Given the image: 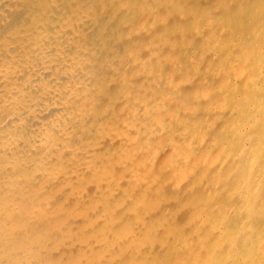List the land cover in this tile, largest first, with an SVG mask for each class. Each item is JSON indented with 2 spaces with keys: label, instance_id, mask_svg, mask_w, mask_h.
Here are the masks:
<instances>
[{
  "label": "bare ground",
  "instance_id": "bare-ground-1",
  "mask_svg": "<svg viewBox=\"0 0 264 264\" xmlns=\"http://www.w3.org/2000/svg\"><path fill=\"white\" fill-rule=\"evenodd\" d=\"M196 3L0 0V264H45L56 242L100 221L89 264L124 254L153 261L135 236L160 194L146 177L149 148L163 138L171 155L157 181L193 202L191 237L175 234L179 249L162 243L164 264H196L193 237L207 245L202 264H264V0ZM194 10L204 43L186 37ZM183 79L194 88L186 95ZM80 178L102 193L67 192ZM69 199L91 215L70 226ZM84 248L57 264L76 262Z\"/></svg>",
  "mask_w": 264,
  "mask_h": 264
},
{
  "label": "rangeland",
  "instance_id": "rangeland-1",
  "mask_svg": "<svg viewBox=\"0 0 264 264\" xmlns=\"http://www.w3.org/2000/svg\"><path fill=\"white\" fill-rule=\"evenodd\" d=\"M202 3H201V2ZM204 1V2H203ZM197 2L198 3H196V7L201 3V5H203L205 2L207 3V2H212V0H197ZM231 5V4H230ZM212 8V7H211ZM221 9V6L219 7V9L217 8V9H214V8H212V10H211V12L212 13H216L217 11H219ZM194 12H195V15H193V17L195 18V21H193V23H192V25L191 26H189L190 28H189V34L187 33L186 34V37L187 36H189L190 34H191V32H193V41H192V43L193 42H197V43H200V42H203L204 40H200V38L202 37L201 36V33H204L203 31V25L202 24H199L198 23V21H197V19H196V15H198V11L197 10H194ZM194 14V13H193ZM174 19V17H171V19ZM175 20H177L176 18H175ZM182 25H183V23H182ZM181 25V26H182ZM181 26H175V28H173L174 29V32H178V30H179V28L181 27ZM199 26V27H198ZM178 27V28H177ZM183 27H184V25H183ZM197 32V33H196ZM196 33V34H195ZM143 37H145V36H140V37H136V39L138 40V41H140V42H142V41H146V39H143ZM175 37V36H174ZM187 38H189L190 39V36L189 37H187ZM174 39H176V38H174ZM196 39V40H195ZM198 41H200V42H198ZM204 43V42H203ZM163 44H165V43H163ZM201 51H203V53H207V51L206 50H201ZM167 53H169L168 51H167ZM189 72V71H188ZM192 73V72H191ZM191 73H189L190 75H189V77H187V78H190V77H192L191 75ZM208 75V74H207ZM185 77V76H184ZM183 77V78H184ZM212 77V74L211 75H209V78H211ZM214 78V80L216 81V79H215V77H213ZM183 82H185L184 81V79L182 80V82H181V86H180V89H182V90H180V93L183 95H186V93H188L193 87L191 86V89L189 88L190 87V84H187V85H183ZM193 90H194V88H193ZM188 91V92H187ZM188 101H190V100H188ZM104 133V132H103ZM112 134V136L114 135L113 133H111ZM109 135H110V133H109ZM163 139H164V141H163ZM161 141H158L157 143H153V145L151 144V146H150V150H152V151H155V155H154V161H153V163H152V168H151V170H149V172H148V175H147V177H146V180H151L153 177L155 178V187L157 186V183H159L160 185H158L157 187H156V189H160V194H159V196H157V197H152V204L154 205V206H152V207H150L151 205L150 204H148V207L149 208H147L146 210H145V213H149V214H144V212L142 211V210H139V212L141 213V214H143V215H146V218H147V220L150 218V220H148V222H149V224H150V226H149V224H148V222H147V225H144V226H140V227H143V228H141L140 230H139V233L140 232H142V230H144L145 231V233H144V231L141 233V234H137V236H135L136 238V240H137V242H138V244H137V242H136V240L135 239H132V240H130V239H128V240H130V241H132V243L131 242H127L126 244H127V246H125V249L127 248H134V246L135 245H138V248L140 249V250H145V251H147L148 249V251H151V258L153 259V261H151L150 259H148V260H146L145 262H144V260H142V261H140V259L141 258H139L138 260H136V261H131V256H127V255H121L120 257H118L119 259H116L114 262L112 261V259L110 260V262L108 263V264H145V263H147V264H164V262L166 261V260H163V258H162V256H161V254L163 255L164 254V252H166L165 250L163 251V246H162V243L166 246V245H170L169 247H171V248H173L172 247V244H170V243H173V240H174V244L173 245H175V247L178 245V247L179 248H181L182 246H179V244H178V239H181L182 237L184 238V239H186V240H189L188 238H190L191 236H189V233H187L186 231H188L187 230V226H186V218H188V214H189V212L192 210V207H193V202H189V201H185L184 199H185V196L183 195V194H185V192L183 191V190H179V192H177V191H175L174 193L172 192V191H170L169 190V188L167 187V186H165L163 183H161V182H158L157 180H164V179H166L167 178V174L166 173H162V171L158 168L159 167V164L160 163H163L165 160H166V158H167V160H168V158H169V156L171 155V153H170V151H169V148H167V145H165V144H167L169 141H170V138H163ZM169 139V140H168ZM167 140V141H166ZM167 142V143H166ZM161 143V144H160ZM111 144H113V142L111 143ZM156 144H158V145H156ZM107 145V144H106ZM110 146V148H112V147H115L116 145L114 144V145H109ZM166 146V147H165ZM107 147L104 145L103 146V149H106ZM157 148V149H156ZM167 148V149H166ZM162 149V150H161ZM160 150V151H159ZM168 150V151H167ZM163 153H162V152ZM162 153V154H161ZM169 154V155H168ZM157 167V168H156ZM157 169H159V170H157ZM151 171H152V173H151ZM157 171V172H156ZM161 173H162V175H161ZM152 174V175H151ZM158 174V175H157ZM149 175H150V178H149ZM186 177H179L178 178V180L176 179V178H173V180L175 179V180H177L178 182H180L181 181V184H183L184 183V180H186V179H188L189 178V176L188 175H185ZM171 177V176H170ZM149 178V179H148ZM163 178V179H162ZM172 178V177H171ZM82 178H80L79 180L80 181H82L81 183H80V181L78 180V181H76V182H74L73 184H74V186L72 185L71 187H70V189L67 191V192H69L70 190H74V191H77V190H83V195H87V198H93V197H98L101 193H102V191L103 190H95V189H93L94 187H93V185L92 184H90V183H85L84 181V179H82ZM183 179V180H182ZM77 182H79V183H77ZM81 184H82V187H78V186H81ZM84 184H85V188H84ZM78 185V186H77ZM88 185V186H87ZM90 185V186H89ZM164 186V187H163ZM89 189V190H88ZM163 189H164V191H163ZM200 191L199 190H197V189H195V188H193V193L194 194H198ZM85 193V194H84ZM168 193V194H167ZM172 193V194H171ZM193 193H191L192 195H194ZM167 194V195H166ZM201 195V194H200ZM174 198V200H176V202H175V205L173 206V203L172 202H170V200L168 201V198ZM69 200H71L69 203H68V205H64V210L67 212V214L65 215V216H67V217H65V218H69L68 219V222H67V220L65 221V222H67L68 224H70V226H72L74 223L76 224H78L79 222H76L77 220H79L78 219V217L79 216H84L86 219L91 215V213L92 212H89V210H87V209H82V207H86L84 204H82L81 203V206L80 205H78V204H80V203H78V204H76L77 202H76V200H73V199H69ZM72 200H73V203H72ZM141 202V201H140ZM72 204V205H71ZM140 204H144V202H141ZM156 205V206H155ZM179 206V207H178ZM75 207H77V209L75 208ZM186 207V208H185ZM165 210V211H164ZM152 211H154V213L152 212ZM156 211V212H155ZM159 211H163L162 213L161 212H159ZM167 211V212H166ZM151 212H152V214H151ZM159 212V213H158ZM169 212H170V214H169ZM156 213H158V215H156ZM160 213L162 214V217H160ZM164 213V214H163ZM111 215H112V217L113 218H120L119 217V214L118 213H116V212H112L111 213ZM166 215V216H165ZM169 215V216H168ZM151 216V217H150ZM153 216V217H152ZM155 216V217H154ZM165 216V217H164ZM167 217V218H166ZM169 217V218H168ZM73 218H74V220H75V222H74V220H73ZM79 218H81V217H79ZM152 218V219H151ZM155 218H156V220H155ZM77 219V220H76ZM91 219H93V218H91ZM105 219V221H106V217L104 218ZM108 219H109V217H108ZM164 219H167V221H165ZM154 220V221H153ZM158 220V221H157ZM94 221V220H93ZM156 221V222H155ZM169 221V222H168ZM158 222H160L157 226L155 225V224H157ZM163 222H165V223H163ZM163 223V224H162ZM94 225H91V226H85L84 228H82V229H79V230H72L74 233H75V235L74 236H71L70 238H68V239H65V240H63V239H61L59 242H56V247H57V252H55L54 254H53V256L51 257V255H50V257L51 258H45V264H47V262H48V264H57L58 262H61L62 261V259H63V261H65L66 260V262L70 259V258H68L69 257V254L71 253V252H74L75 251V249L77 250V249H81V247H83V246H85V248H84V250H80V252H79V258H76V262H73L72 264H87L88 263V261L89 260H92V257H93V255L95 254V252L97 251V248H95V246H93L94 245V240H95V238L97 237L96 235H95V233L93 232L97 227H99V226H103L104 224H102V222L100 221V222H94L93 223ZM155 225V227H156V229L153 227V225ZM167 226L168 227V231H169V234H168V232H167V234H164L162 231H161V229H162V227L163 226ZM121 226V225H120ZM120 226L118 225V227L116 226V228H114V229H116V231H118L119 229H120ZM148 226V227H147ZM140 227H137L138 229L140 228ZM145 228H150L149 229V231L152 229V231H148L147 229L145 230ZM161 228V229H160ZM138 229H137V231H138ZM158 230V231H157ZM136 230H135V232H137ZM149 232L148 234H153L152 235V237L149 239V243H148V241H146V240H144L145 238H144V235L146 236L147 234V232ZM119 233H121V231H119ZM175 234H176V236L178 237V239L176 240V236H175ZM155 235H156V238H155ZM179 235V236H178ZM104 237H105V235H104ZM139 237H140V240H139ZM154 237V238H153ZM105 238H107V237H105ZM138 238V239H137ZM161 238V239H160ZM136 242V243H135ZM165 242H168V243H165ZM197 241L196 240H194V237H193V256H194V260H195V263L196 264H202V263H206L207 261H205V259H206V254H207V252H208V248L206 247L207 245H205V244H203V245H199V243H196ZM204 242V241H203ZM130 243H131V245H130ZM135 243V245L134 246H132L133 244ZM125 244V245H126ZM140 244V245H139ZM129 245V246H128ZM145 245H147V246H149V248L147 249V247H145ZM130 246H132V247H130ZM143 246V247H142ZM62 247V248H61ZM92 247V248H91ZM142 247V248H141ZM160 247V248H159ZM178 247H176L177 249H179ZM222 247V248H221ZM223 245L221 246H217V247H215V251H216V253H218L217 255H216V253H215V256L217 257H221L222 255H223V253H226V249H225V247H224V249H223ZM159 249V250H158ZM63 250H68L69 251V253H67V252H65V251H63ZM124 251H126V250H124ZM219 251V252H218ZM62 253V254H61ZM102 251H100L99 253H98V255H99V257L102 255ZM124 253V252H123ZM203 254V255H202ZM158 255V256H157ZM219 255H221V256H219ZM117 256V255H116ZM173 256V251H172V253L170 254V255H168L167 257H171V258H173L172 257ZM121 257H124V258H121ZM65 259V260H64ZM122 259V260H121ZM123 259H124V261H123ZM160 259V260H159ZM204 259V260H203ZM221 259V258H220ZM78 260V261H77ZM118 260V261H117ZM121 260V261H120ZM150 260V261H149ZM53 261H55V262H53ZM62 261V262H63ZM120 261V262H119ZM50 262V263H49ZM81 262V263H80ZM90 262V261H89ZM119 262V263H118ZM141 262H143V263H141ZM150 262V263H149ZM154 262V263H153ZM168 262H174L173 261V259H171V260H168ZM89 264V263H88ZM220 264H222V263H220ZM223 264H224V262H223Z\"/></svg>",
  "mask_w": 264,
  "mask_h": 264
}]
</instances>
